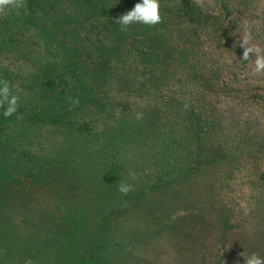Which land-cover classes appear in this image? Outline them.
<instances>
[{
    "label": "rangeland",
    "instance_id": "1",
    "mask_svg": "<svg viewBox=\"0 0 264 264\" xmlns=\"http://www.w3.org/2000/svg\"><path fill=\"white\" fill-rule=\"evenodd\" d=\"M34 1L40 8L32 27L52 42L45 52L57 51L62 62L75 63L79 71L106 88L108 95L100 92L96 96L108 107L72 106L68 97L50 93L49 103L60 105L57 125L25 120L9 123L14 140L5 143L10 148L0 139V264H78L82 259L76 244L89 254L87 242L97 237L104 247L100 252L106 255L93 264H244L243 257L252 253L264 257V181L259 180L264 170V91L257 97L249 93L240 101L223 99L228 116L220 127L232 133L222 137L233 140L234 149L218 146L224 154L219 162L202 163V172L194 170L184 181L156 185L153 173L162 164L161 158L141 152L151 149L148 146L152 147L155 136L152 131L160 142L170 144L172 139L168 138L167 127L149 126L144 130L143 122L134 121L140 109L149 105L142 95L154 88L149 84L152 82L140 76L149 63L126 53L116 57L117 53L110 54L104 46L117 41L106 21H114L110 28L117 26L121 30L116 19L141 0ZM238 1L247 13L242 33L246 25L250 27L253 42L264 48V0ZM184 2L160 0V14L166 15V23L154 25L160 35L153 29L159 40L165 37L161 39L163 46L174 44L177 57L173 66L179 69L192 57L201 61L204 44L202 39L193 43L199 48L197 55L188 47L179 56L181 44L185 45V28L173 18L179 17ZM99 7H106L112 18L97 15ZM147 26L133 23L126 29ZM122 41L129 46L134 43L131 38ZM42 53L43 50L39 55ZM101 59L113 62L116 78H110L107 70L91 71L89 65L95 68ZM137 76L138 82H134ZM121 82L127 83L123 91L117 87ZM262 87L261 83L260 90ZM181 91L177 89L176 93ZM198 91L202 92V88ZM43 94V88L33 93L38 99H43ZM129 100L133 101L130 108ZM121 110L125 112L123 116ZM78 126L91 127L94 134L76 131ZM146 131L151 137L143 150L137 149L132 143L134 138L128 139L127 135L137 132L139 138ZM109 135L113 136L109 147L117 151L115 155L106 147L104 154L100 149L107 146L103 138ZM131 172L137 179L130 177ZM62 178L70 181V186L63 184L68 186L66 189L60 187ZM122 181L132 184L134 190L121 194L118 185ZM207 186H211L209 195L204 189ZM210 201L212 206L208 205ZM82 232H87L90 239L84 240ZM223 238L229 262L219 259ZM114 240H121L122 247L112 250ZM145 258L153 260L144 262Z\"/></svg>",
    "mask_w": 264,
    "mask_h": 264
},
{
    "label": "trees",
    "instance_id": "2",
    "mask_svg": "<svg viewBox=\"0 0 264 264\" xmlns=\"http://www.w3.org/2000/svg\"><path fill=\"white\" fill-rule=\"evenodd\" d=\"M39 8L40 6L34 0H25V7L9 9L5 14H0V80L9 81L13 93L20 97L17 114L6 118L3 115V109H0V139L2 145L7 147L9 144L5 142L10 139L14 140L9 127L11 121H41L52 125H57L60 122L61 111L57 109L60 105L52 106L49 103L50 93L60 97H68L72 106L76 104L95 105L97 109L102 102L96 94L100 92L105 95L109 94L105 91L107 89L102 88L96 80L93 81L88 73L79 71L75 63L62 62V56L57 51L53 50L48 54L45 52L52 45V42L42 38V35H39L32 27L36 21V15L39 13ZM180 10L179 17L173 18L175 22H180L185 28V34L182 37L185 39V45L181 44L182 46L178 50L179 56L188 47L197 55L199 48L194 47L193 43H200L201 39L202 44L204 43L202 45V60L197 61L192 57L193 62L190 60L181 69L175 64L173 66L176 56L174 44L170 42V45L163 46L161 39L165 37L159 40L158 35L153 32V29H156L160 35V30L158 31L156 26V28L149 25L145 28L130 27L132 30L121 31L117 26L114 29L110 28V24L114 27V21L108 20L105 23L117 39V41L114 40L104 45L109 49L110 54L115 52L117 53L116 57H119L118 55L126 53L128 56L144 58L149 63L147 64L148 67L139 73L140 76H144L152 82L149 84H152L154 88L142 95V100L149 104L140 109V112L143 113V119L134 121L143 122L146 125L143 127L144 130H149V126H155L157 129L167 127L168 138L172 139L170 144H166L165 141L160 142V137L151 130L155 135L152 140L154 141L153 145L152 147L148 146L151 149L141 152V154L152 153V156L158 155V158H161L162 164L154 168L153 173L156 185L184 181L194 170L202 172V163L209 160L219 162L220 155H224L220 148L222 145L234 149L235 142L233 140L226 141L225 137H222L232 133L220 127V124L225 121V116H228L225 106L222 105L223 99L229 97L228 101H240L242 96L249 93L257 97L260 91H264V81H262L264 74L251 75L255 56H252L250 60H242L243 49L239 47V41L243 34L241 30L242 21L247 13L240 6L238 0H220V3L218 0L200 2L185 0L181 4ZM96 14L112 18L106 7H99ZM161 23H166V15H162ZM123 38L133 39L136 45L129 43L131 44L129 46L123 43ZM41 50L44 53L39 55ZM170 60H172L171 64ZM97 62L99 66L95 68V65H89L92 72L99 68L101 72L103 70L109 71L110 78L118 76L117 70L112 66L113 62L108 59H101ZM179 62L181 63L180 59L177 63L179 64ZM138 79L139 76L133 81L138 82ZM261 83L263 87L260 90ZM126 85V82L117 83L120 90ZM168 87L169 89H167ZM40 88L45 91L43 99H38L33 95ZM201 88L202 92H199L198 90ZM164 89L167 90L162 93ZM177 89L182 90L180 94L176 93ZM253 96L252 99H254ZM127 105L130 108L133 101L129 100ZM226 105H228L227 102ZM102 107L106 108L108 105L102 104ZM118 108L112 107L111 109L116 112ZM228 110L232 113L231 106H228ZM120 112H122L121 116L125 113L123 110ZM17 115H22L23 119H17ZM75 130L83 134H94L93 129L88 126H78ZM137 134L135 132L127 135V137L128 139L134 138L132 143H135L137 149L140 147V150H143L151 135L146 131L145 135L137 138ZM110 135L103 138L107 145L100 148L103 154L106 153L105 147L108 148L109 152L113 150V147H109L113 138ZM257 137L259 138V136ZM218 146L220 147L218 148ZM13 151L15 154L17 153L15 148ZM111 153L115 155L117 151L113 150ZM180 155L182 156L179 157ZM117 157L119 158V156ZM145 157L149 158L148 156ZM30 160L32 161L29 156L28 163ZM181 173L183 174L178 176ZM168 176L169 180L167 181L166 177ZM63 178L60 181V187L66 189L70 186V181ZM259 180L264 181V170ZM64 183L68 186H64ZM81 186L82 184L79 183V188ZM209 188L211 186L204 188L207 195L210 194ZM208 205L212 206L211 201ZM225 226L224 230L228 224ZM99 227L101 229V226ZM81 237L84 240L90 239L87 232H82ZM145 237L147 235L143 238ZM101 238L104 239L103 236ZM99 240L100 237H97L87 242L91 254H84L80 245L76 244L77 253L82 259L78 264H93L94 261L100 262L104 259L106 252H100V250L103 251L104 247L99 243ZM222 241L223 246L220 247L222 252L219 259L227 260L225 256L227 254V242L225 238ZM111 246L112 250L119 249L122 247V242L121 240L111 241ZM123 249H125V245ZM152 260L145 258L144 262H152ZM202 264H206V262L202 261Z\"/></svg>",
    "mask_w": 264,
    "mask_h": 264
},
{
    "label": "clouds",
    "instance_id": "3",
    "mask_svg": "<svg viewBox=\"0 0 264 264\" xmlns=\"http://www.w3.org/2000/svg\"><path fill=\"white\" fill-rule=\"evenodd\" d=\"M23 7H25V0H0V14H5L9 9H20ZM160 8V0H141L140 3L135 4L132 10L117 18L116 23L121 25L122 31L126 30L127 26L133 23L154 26L162 22ZM240 38L239 47L243 49L242 60H250L252 56H255L251 75L258 76L264 74V48L253 42L254 36L250 27L245 26ZM19 100L20 97L13 93L10 82L0 80V109H3V115L6 118L17 114ZM17 119H23L22 115H17ZM136 119L138 121L142 120L143 113L138 112ZM129 175L133 180L137 179L135 172H131ZM133 190L132 184L123 181L118 185V191L123 195H127ZM243 258L244 264H264V257H260L257 253H252L250 256Z\"/></svg>",
    "mask_w": 264,
    "mask_h": 264
}]
</instances>
